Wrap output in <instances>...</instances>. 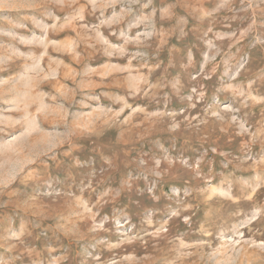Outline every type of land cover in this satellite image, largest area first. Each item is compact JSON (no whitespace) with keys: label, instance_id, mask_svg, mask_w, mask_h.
<instances>
[{"label":"rangeland","instance_id":"rangeland-1","mask_svg":"<svg viewBox=\"0 0 264 264\" xmlns=\"http://www.w3.org/2000/svg\"><path fill=\"white\" fill-rule=\"evenodd\" d=\"M0 264H264V0H0Z\"/></svg>","mask_w":264,"mask_h":264}]
</instances>
